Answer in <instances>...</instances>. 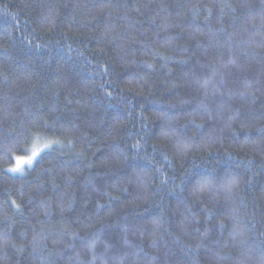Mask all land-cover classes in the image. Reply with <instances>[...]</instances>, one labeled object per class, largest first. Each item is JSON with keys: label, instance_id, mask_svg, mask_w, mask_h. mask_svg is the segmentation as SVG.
Returning <instances> with one entry per match:
<instances>
[{"label": "trees", "instance_id": "trees-1", "mask_svg": "<svg viewBox=\"0 0 264 264\" xmlns=\"http://www.w3.org/2000/svg\"><path fill=\"white\" fill-rule=\"evenodd\" d=\"M0 264H264V0H0Z\"/></svg>", "mask_w": 264, "mask_h": 264}, {"label": "snow or ice", "instance_id": "snow-or-ice-1", "mask_svg": "<svg viewBox=\"0 0 264 264\" xmlns=\"http://www.w3.org/2000/svg\"><path fill=\"white\" fill-rule=\"evenodd\" d=\"M45 147H48V145H45ZM36 155H38V150L32 151L31 156L27 157V159H22L20 157H17L16 158V160H17L16 166L14 168L9 169V170L12 172L22 171L23 165L24 164L31 165L32 160L35 158Z\"/></svg>", "mask_w": 264, "mask_h": 264}, {"label": "rangeland", "instance_id": "rangeland-1", "mask_svg": "<svg viewBox=\"0 0 264 264\" xmlns=\"http://www.w3.org/2000/svg\"><path fill=\"white\" fill-rule=\"evenodd\" d=\"M36 150H38V154H39L41 149H36ZM36 150H35V151H36ZM36 156H38V155H36ZM36 156H35V158H36ZM23 159H27V157H26V158H23ZM34 160H35V159H33L32 162H33ZM31 164H32V163H31ZM29 166H30V165H28V164H24V165H23V169H22V171L13 172V173H14V174H18V175L24 174L26 168L29 167Z\"/></svg>", "mask_w": 264, "mask_h": 264}]
</instances>
